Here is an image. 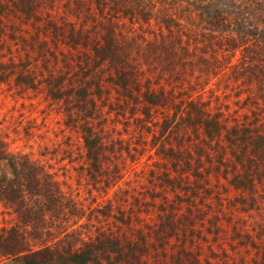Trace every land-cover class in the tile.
Returning a JSON list of instances; mask_svg holds the SVG:
<instances>
[{"label":"rangeland","instance_id":"obj_1","mask_svg":"<svg viewBox=\"0 0 264 264\" xmlns=\"http://www.w3.org/2000/svg\"><path fill=\"white\" fill-rule=\"evenodd\" d=\"M182 1L184 4L200 2ZM25 2L28 9L33 7L29 13L13 8L9 0L0 3L3 9L0 11V63L7 64L6 79L0 81V140L9 151L26 155L42 166L43 174L47 173L49 180L63 191L64 202L70 199L81 209V217H67L61 224L69 235L73 234L72 241H78L79 245L106 236L119 239L122 244L127 240L144 242L137 248L143 253L141 260L136 262L131 258L128 264H175L170 255L178 252L182 244L196 253L197 260L204 264L209 259L212 264H223L228 254L232 264H246L248 260L249 264H264L263 258L256 257L254 248V243L260 242L256 240L264 239V181L257 182L253 192L233 187L222 175L214 178L215 174L211 173L216 165L221 167L220 174L225 175L228 170V177H232L234 171L233 166L228 168V162L219 164L215 159L219 153L222 156L229 152L224 138L219 144L209 146V158L202 157L200 170L211 169V172L204 178L188 176L187 183L195 179L201 183L210 180L207 183L209 192L201 199L205 194L202 191L194 202L200 209L198 212L189 200L193 195L179 196L162 181L165 177L162 173L172 170V166L161 152L166 141L156 131L155 121L160 120L159 115L154 114L149 120H144L140 113L137 115L143 119L121 116L118 99L124 100V97L112 87L106 71L98 83L102 92L89 91L90 100L81 106H75L69 92L70 88L76 92L79 81L86 82L84 74L90 66L89 51L80 50L75 58L70 57L72 26H82L84 32L103 21L110 26L115 39L126 40L124 43L135 39L134 44L141 45L143 38L164 33V23L152 20L145 26L134 18L121 16L108 4L99 6L95 0H54L53 4H47L46 0ZM147 8L150 9L149 4ZM190 27L202 30L198 24ZM149 29L151 34H148ZM101 34L97 33V37ZM95 69L93 66L91 71L94 73ZM21 74L24 76H19ZM90 79V89L96 90L95 78ZM224 80L219 79L216 84L211 80L213 86H205L207 92L203 93V98L212 96L213 114L230 113L237 108L236 114L240 119L241 116L245 118L248 113L245 105L251 100L245 101L244 93L227 98L223 90L217 91L218 84H224ZM253 109L260 111L259 107ZM75 111L84 118L88 112H94L89 125L92 123L106 147L103 164L97 173L90 172L94 166L88 160L84 142V129L88 125L80 122ZM201 144H195L193 149ZM183 165L185 168L186 164ZM0 171L12 175L4 160L0 162ZM171 208L177 210L175 221L181 216L179 220L182 221H177L179 226L186 224L188 227L178 235H168L161 246L158 222L164 220L160 218L162 209ZM184 216H188V220L182 218ZM16 222L13 207L0 199V229ZM111 256L113 259L116 254ZM106 263L120 264L113 260Z\"/></svg>","mask_w":264,"mask_h":264},{"label":"trees","instance_id":"obj_2","mask_svg":"<svg viewBox=\"0 0 264 264\" xmlns=\"http://www.w3.org/2000/svg\"><path fill=\"white\" fill-rule=\"evenodd\" d=\"M9 1L13 8L22 12L29 13L33 8L31 5L28 9L25 0ZM46 1L49 4L54 0ZM170 1L173 3L95 0L99 6L108 4L111 10L143 25L155 20L164 23L165 28L164 33L147 36L138 45L134 44L135 39L126 43V40L115 39L110 26L104 25L103 21L84 32L82 26H72L70 57L75 58L80 50L89 51L88 65L91 66L86 67V82L79 81L76 92L69 89L75 106H81L89 99V91L102 92L98 83L106 71L112 87L124 97V100L118 99L121 116L143 119L137 115L140 113L144 120H149L154 114L159 115L160 120L155 121L156 131L166 141L161 152L172 166V170L162 173L165 175L162 181L177 195H193L189 198L193 205L202 191L205 194L201 199L206 196L210 180L201 183L195 179L193 183H187L188 176L204 178L211 172V169L200 170L201 160L204 155L209 158V146L219 144L221 138L228 143L229 152L222 156L218 152L215 159L219 164L228 162V168L233 166L234 171L232 177H228V170L225 175L220 174L221 167L216 165L211 174H215V179L220 175L229 179L230 185L237 189L254 192L256 183L264 181V0H200L188 4L182 0ZM195 24L202 27L201 32L190 27ZM150 29L148 34L152 33ZM100 32L101 37H97ZM93 66L96 68L94 73L91 71ZM6 67L7 64L0 63V81L6 79ZM223 73H227L226 77H222ZM216 75L218 77H213ZM90 77L95 78L94 84L97 82L96 90L89 87ZM219 79H225V83L218 84L217 91L223 90L227 98L244 93L245 101L251 100L245 105L248 110L245 118L241 116L240 119L237 108L230 113L213 114L212 96L203 98V93L207 92L204 90L206 85L213 86L211 80L216 84ZM258 107V112L253 109ZM79 113L75 111L76 117L88 125L84 129V142L88 160L94 166L90 172L97 173L103 164L106 147L92 123L89 125L94 112H88L85 118ZM200 142L202 144L194 150L195 144ZM2 160L6 161L12 175L0 171V199L13 207L17 222L0 229V264H105L112 260L128 264L131 258L136 262L141 260L143 253L137 248L144 242L138 240H127L122 244L119 239L98 236L79 245L78 241H72L73 234L69 235L61 224L67 217H81V209L75 202L70 199L64 202L63 191L49 180L47 173L43 174L42 166L26 155L9 151L0 140V162ZM184 163L185 168L182 167ZM194 206L200 212L198 206ZM162 212L160 218L164 220L158 222L161 246L168 235H178L180 230L188 227L186 224L179 226L177 221H182L179 220L181 216L175 221L177 210L162 209ZM182 218L188 220V216ZM256 241H260L254 243L256 257L264 261V239ZM185 245L170 255L174 263L204 264ZM114 253L116 256L111 259ZM228 260L229 254L222 260L223 264H232ZM212 263L210 259L207 262Z\"/></svg>","mask_w":264,"mask_h":264}]
</instances>
